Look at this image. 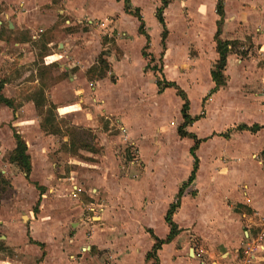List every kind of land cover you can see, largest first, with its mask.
<instances>
[{
	"label": "crops",
	"instance_id": "0c3cea01",
	"mask_svg": "<svg viewBox=\"0 0 264 264\" xmlns=\"http://www.w3.org/2000/svg\"><path fill=\"white\" fill-rule=\"evenodd\" d=\"M129 3L133 9H139L150 38L149 53H153L155 57L154 54L161 46L162 29L155 17L156 9L161 2L152 0L150 4H146L144 0H129ZM216 3L217 0H169L163 11L168 31L165 53L171 51L170 56L166 55L169 57L167 59L169 64L178 65L185 62L205 64L211 67L209 70L212 69L218 60L214 42L218 20L215 13ZM0 4L6 6L1 16L6 19L7 28L14 40L13 46L27 50L24 55L27 59L22 62L23 64L31 60L33 53L30 50L41 41L44 45L45 65L56 64L62 68L60 71L64 70L63 73L66 74L74 71V67L78 65L77 72L69 74V79L72 80L69 87L72 88H69L70 92H65L62 102L69 99L70 95L83 100L87 94L85 92L87 87L84 86L88 83L85 71L101 54L95 33L105 30L112 35L117 31L116 33L123 36L116 41L119 54L111 63L112 75L116 82L110 83L107 77L104 79L108 81H103L104 79L96 81L94 94L97 99H101L105 114L110 117L120 113L126 114L121 106L112 102L110 94L104 96L102 93V84L107 83L110 91L120 87L121 77L126 76V71L129 70L127 67L133 62V51L142 60V65L146 62L142 56L146 39L138 33L139 22L125 12L122 1L0 0ZM177 22L181 24L184 34L194 32V41L171 45L173 26H176ZM206 23L210 29L208 58L204 51L206 46L202 42L203 27ZM130 24H133L134 34L129 32L132 29L129 28ZM94 27L97 28L92 29ZM153 29L157 31V41L160 44L157 49L152 42ZM88 37L93 40L87 41ZM220 39L236 41L242 45L243 42H249L252 47L245 52H239L244 53L243 56L240 55L241 57L233 51L227 55L223 72L225 85L207 101V113L210 117V108L217 102V111L222 118H226L227 113L234 115L235 121L230 122L227 129L235 130L228 140L223 139L224 145L227 144L231 148L241 140L255 141L256 145L253 148H232L223 152L226 155L225 160L229 159L232 162L227 167L222 164V160L221 163H217V168L220 166L217 177H222L223 180H218L212 173H207L206 177L200 176L202 172L200 163L197 177L184 190L180 206L172 216L180 232L170 243L162 245L157 252L156 264H264V251L251 263H244L243 260V250L261 228L260 218L264 217V162L260 161L264 160V128L256 133L237 130L241 125L264 126V0H224V23ZM80 42L89 44L80 46ZM54 43L57 45L56 48L61 50L59 55L51 53ZM73 46H77L74 48L78 51L77 54H69ZM190 47L195 51L192 55L189 54ZM69 55L75 58L73 59L76 66L64 64L68 61ZM107 56L110 59L112 54ZM51 58L53 60H49ZM119 69L124 72L118 76ZM77 79H80V83ZM62 84L64 83L56 85L54 88L57 90L56 93ZM210 84L214 87L212 80ZM227 95L229 99L222 100ZM35 102L36 99L32 98L21 108L34 111ZM75 106L77 104L57 108L58 110L67 108L69 112H73L76 111ZM121 118L125 121L124 116ZM125 128L126 131L129 130L127 127H124V130ZM140 152L138 164L142 169L139 166L129 167L124 172L121 169L115 177L114 187L107 184L109 191L105 196L108 199L98 210L99 214H94L99 217V221H94L93 214H90L92 218L89 215L87 219H80L81 213L73 212L74 210L54 226L42 218L31 221L28 217L24 224L23 240L30 242L31 239L33 242L43 244V248L30 242L29 245H22L24 253L22 249H17L19 246L7 244L10 248L16 247L12 248L15 255L4 263L155 264L154 260L146 259L147 253L151 252L154 245L150 231L158 239L166 238L169 233L164 221L166 212L176 198L179 185L188 177L186 174L182 176L167 199H159L152 192L155 167L153 168L147 161L144 152L142 150ZM209 157L216 160L217 156L214 154ZM245 160L252 161L256 168L242 173L239 166ZM215 165L216 162L213 167ZM132 176L135 178L131 179ZM212 179L214 182L210 181ZM156 186L154 184V187ZM89 209L92 211V208ZM69 227L71 230H68ZM21 251L23 255L20 254ZM16 254L20 259H17Z\"/></svg>",
	"mask_w": 264,
	"mask_h": 264
},
{
	"label": "rangeland",
	"instance_id": "374dc122",
	"mask_svg": "<svg viewBox=\"0 0 264 264\" xmlns=\"http://www.w3.org/2000/svg\"><path fill=\"white\" fill-rule=\"evenodd\" d=\"M151 1L144 0L146 4H150ZM5 9L6 6L0 4V85L1 94L13 101V108L9 109L0 104V261H2L0 264H6L4 262L14 257L12 248L19 246L17 249L20 250L24 248L22 245L31 244L23 240L24 224L28 217L31 221L42 218L54 226L74 210L73 212L81 213L80 219H87L93 214L94 221H99V217L94 214H99L98 210L108 199L105 196L109 191L107 184L114 187L119 170L122 169L124 172L129 167H141L138 164L141 150L151 166L155 167V177L152 179L153 194L159 199H167L182 176L184 174L186 177L189 176L193 162L189 154L193 140L177 135V129L182 124L180 110L183 104L177 96V88L182 90L189 100V114L192 117L202 115L199 121L186 128L187 132L204 140L196 150L199 165L202 164L200 176L206 177L207 173H212L218 180H223L224 178L217 177L220 168V166L217 168V163H221L222 160L226 167L232 164L229 159L225 160L226 155L223 152L232 148L255 147V141L244 140L236 142L231 148L227 144L224 145L223 139L228 140L233 135L235 129L227 128L235 118L230 113L226 114V118H222L217 111V102L210 108V117L207 113L206 104L211 98L209 92L212 90L210 88H214L210 84L211 67L187 62L169 64L167 61L169 57L166 55L170 56L171 51L165 53L161 46L154 54V61L147 57L144 65L133 51V62L127 67L129 70L126 71V76L121 77L119 88L110 91L107 83L102 84L103 95L110 94L112 102H116V105L121 106L126 112L124 115L121 113L116 115L118 117L105 114L103 103L101 99L96 98L94 90L100 72H107L106 77L110 83L116 82L115 79L111 81V77L114 78L111 63L119 54L116 41L123 38L116 33L117 31L112 35L105 30L95 33V40L101 49L99 53L104 55L108 70L96 63V57L85 71V78L88 81L84 85L87 87L85 98L78 100L76 96L70 95L69 99L62 102L65 92L72 88L69 87L72 83L69 74L76 73L78 69L77 64V67H74L75 58L69 55L68 61H65L64 64L74 67V71L67 74L63 73L64 70L60 71L62 68L56 64L45 65L44 45L39 41L30 50L33 53L31 60L23 64L22 62L27 59L24 58L27 50L13 46L14 40L7 28L6 19L1 16ZM129 28H132L129 32L134 34L133 24H130ZM173 31L171 45L194 41V32L184 34L178 22L173 26ZM156 33L154 29L151 30L155 49L160 45ZM202 38L206 46L205 55L208 58L210 29L207 23L203 27ZM86 39L90 42L93 40L89 37ZM80 44L85 46L89 42ZM56 47L54 43L51 53L59 55L61 50ZM76 47L73 46L69 54H77L78 51L74 50ZM251 47L249 42H243V45L233 52H237L241 57L244 53L241 55L239 52H245ZM150 48L147 52L153 56V53H149ZM194 52V48L190 47L189 54L192 55ZM110 53L112 57L109 59L107 54ZM88 70L94 72L87 74ZM123 72L117 70L118 76ZM156 80L162 85L165 81L174 82L177 88L175 86L158 93ZM77 82L80 83V79H77ZM59 83L64 84L60 85L61 89L56 93L57 90L54 88ZM41 93L44 94V103L40 107L34 111L21 108L32 98L40 101L38 94ZM224 99H229V96H224L222 100ZM50 104L56 109L49 111ZM76 104V111L73 112H69L67 108L59 110L57 108ZM122 116L125 117V121ZM20 127L21 129L26 127L23 133ZM124 127L129 130L126 131V128L124 130ZM14 133L19 134L27 146L31 165L28 180L21 166L11 161L16 146ZM214 154L218 159L217 157L216 160L210 159L209 155ZM215 162L216 165L213 167ZM251 168L256 167L250 160L243 161L239 166L242 173L250 172ZM134 178L135 176L131 177ZM213 180L210 181L214 182ZM154 184L157 186L154 187ZM73 191L75 196L72 194ZM40 193L43 194L40 196ZM89 208H92V211ZM68 230H71V227ZM7 244L9 246L14 244L16 247L10 248ZM22 250L24 252V249ZM20 254L23 255L22 251ZM16 256L20 259L17 254Z\"/></svg>",
	"mask_w": 264,
	"mask_h": 264
},
{
	"label": "trees",
	"instance_id": "16d2710c",
	"mask_svg": "<svg viewBox=\"0 0 264 264\" xmlns=\"http://www.w3.org/2000/svg\"><path fill=\"white\" fill-rule=\"evenodd\" d=\"M116 1H122L124 4L125 12L127 14H130L134 16L138 22V33L140 35H143L146 39V44L142 50V56L147 59V57H150L151 60L154 61V57L150 56L148 54V50L150 48V38L148 34L146 33L145 30V24L144 21L142 20V17L139 13V9H133L129 3V0H116ZM161 5L156 9L155 17L158 21V23L161 25V40L160 44L163 50H165V42L166 38L168 36V31L164 22V17H163V11L164 9L168 6L169 0H160ZM215 13L218 16V20L216 22V32L214 35V42H215V51L218 54V60L215 62L213 65L211 71H210V77L212 82L214 83V88L209 92V96L215 93L219 88L223 87L225 85V77L223 75L225 66H226V58L229 53H231L234 49L242 46L239 42L236 41H223L220 39L221 31H222V26L224 23V0H217L216 7H215ZM104 55L100 54L97 58L96 63L103 66L102 68L108 70V64L106 60L103 58ZM90 69V68H89ZM92 69V68H91ZM96 67L94 68V70ZM94 71L88 70L86 73H93ZM107 72H100L97 81H100L104 78H106ZM111 81H114V78L111 77ZM164 85L161 84L159 80H156V87L158 88V93H162L163 90L168 89V88H173L176 85L174 82H168L165 81L163 82ZM162 85V86H161ZM177 88V86H176ZM1 89L2 85H0V104L4 105L5 107H8L9 109L13 108V101L11 99H8L4 97L1 94ZM40 97V101L36 100L35 102V107L38 108L41 106L42 103H44V96L42 94L38 95ZM177 96L183 101L180 114H181V119H182V124L178 127L177 129V135L180 138H189L193 140V145L189 150V154L192 157V169L190 171V174L186 180V182L179 188L178 193L176 195L175 201L169 206L164 221L166 225L169 228V233L166 236L165 239H158L153 235V233L150 231V235L154 240V245L152 247L151 252L147 253L146 259L148 260H154V263H157V252L161 249L162 245L170 243L180 232V229L177 227V225L173 222L172 216L173 214L177 211V209L180 206L181 202V197L184 193V190L189 187L193 181L195 180L196 173L198 171L199 167V160L196 156V150L201 142L204 140L198 139L195 134L189 133L186 131V128L189 126L193 125L195 122L199 121L202 118V115L199 116H194L192 117L189 114V108H190V103L188 98L186 97L185 93L182 90H179L177 88ZM53 109H56L52 104L49 105V111H52ZM54 120H50V122H53ZM44 127V126H43ZM264 128V126H259V125H253L251 127H248L246 125H241L237 128L238 131H249L251 133H256L260 129ZM45 129V128H43ZM14 138L16 141V146L13 151V157L11 161L13 163H18L21 168L23 169L25 173V178L28 180L31 172V165H30V157L27 154V146L24 140L20 137L19 134L14 133ZM39 189V188H38ZM43 193H40V196ZM37 209L39 207V202L37 203ZM242 207V206H240ZM30 242L32 244H35L39 246L41 249L43 248V244H39L36 242H33L30 239ZM1 250V249H0Z\"/></svg>",
	"mask_w": 264,
	"mask_h": 264
},
{
	"label": "built area",
	"instance_id": "2783aa9c",
	"mask_svg": "<svg viewBox=\"0 0 264 264\" xmlns=\"http://www.w3.org/2000/svg\"><path fill=\"white\" fill-rule=\"evenodd\" d=\"M260 161L264 162L262 159ZM72 194L75 196V191ZM260 221L261 228L253 235L251 241L243 250L244 263H251L252 260L264 251V217L260 218Z\"/></svg>",
	"mask_w": 264,
	"mask_h": 264
}]
</instances>
